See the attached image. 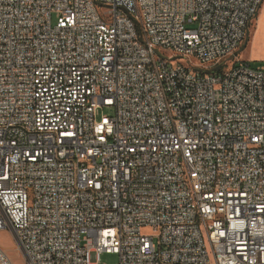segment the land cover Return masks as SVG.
<instances>
[{
	"label": "built area",
	"instance_id": "1",
	"mask_svg": "<svg viewBox=\"0 0 264 264\" xmlns=\"http://www.w3.org/2000/svg\"><path fill=\"white\" fill-rule=\"evenodd\" d=\"M263 2L0 0V231L29 264H264V66L229 64Z\"/></svg>",
	"mask_w": 264,
	"mask_h": 264
},
{
	"label": "rangeland",
	"instance_id": "2",
	"mask_svg": "<svg viewBox=\"0 0 264 264\" xmlns=\"http://www.w3.org/2000/svg\"><path fill=\"white\" fill-rule=\"evenodd\" d=\"M56 16L57 14L54 15V19H56ZM188 27L195 28L196 24H188ZM241 50L238 52L237 58L233 57L229 60V64L241 60L249 63L254 68L264 66V2L257 18L251 26V33L246 48L242 51ZM114 112L115 111L112 107L104 106L99 110L98 116H113ZM143 232L150 234L152 233V229L145 227L143 228ZM0 245L7 250L15 264H29L22 249L19 247L18 241L12 230L0 231ZM211 260L212 263L215 264L213 256L211 257ZM100 264H119V256L115 253H102L100 255Z\"/></svg>",
	"mask_w": 264,
	"mask_h": 264
},
{
	"label": "water",
	"instance_id": "3",
	"mask_svg": "<svg viewBox=\"0 0 264 264\" xmlns=\"http://www.w3.org/2000/svg\"><path fill=\"white\" fill-rule=\"evenodd\" d=\"M247 43H248V40L246 41L245 45L243 46V48H242L243 50L246 48ZM220 69H221V66H218V67L216 68V70H220ZM12 232H13L15 238H16L17 241H18V237H17V235H16V232H15L13 229H12ZM18 244H19V247L22 249L24 255H25L26 258H27V255H26L25 251L23 250V247H22V245L20 244L19 241H18Z\"/></svg>",
	"mask_w": 264,
	"mask_h": 264
}]
</instances>
